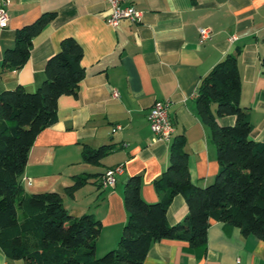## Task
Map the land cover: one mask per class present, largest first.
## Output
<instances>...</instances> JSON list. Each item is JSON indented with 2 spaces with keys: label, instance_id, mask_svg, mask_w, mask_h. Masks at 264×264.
Segmentation results:
<instances>
[{
  "label": "crops",
  "instance_id": "crops-1",
  "mask_svg": "<svg viewBox=\"0 0 264 264\" xmlns=\"http://www.w3.org/2000/svg\"><path fill=\"white\" fill-rule=\"evenodd\" d=\"M134 1L141 18L112 25L106 20L107 0H11L9 23L0 28V90L19 84L36 89L47 58L63 38L73 36L83 47L85 74L77 92L59 96L57 120L37 134L21 183L27 192L58 190L73 214L98 216L97 255L118 244L127 220L123 187L128 175H141L148 201L160 198L155 180L169 163L174 136L185 135L192 180L200 185L213 180L219 169L216 145L198 113L196 96L203 76L238 48L240 101L254 125L251 137L264 140V0ZM51 11L55 15L33 37L24 65L5 66L3 54L15 44L16 29ZM201 27L209 29L202 42ZM157 99L171 102L175 131L169 140L158 139L150 126L148 113ZM105 143L113 147L100 161L83 158L85 146ZM117 164L123 170L116 183L104 184L100 175ZM77 174L88 177L71 193L67 186ZM187 210L185 196L175 195L167 209L169 222L182 220ZM0 264L25 261L8 258L0 248ZM142 264H264V239L214 219L204 245L162 238L150 245Z\"/></svg>",
  "mask_w": 264,
  "mask_h": 264
},
{
  "label": "trees",
  "instance_id": "trees-1",
  "mask_svg": "<svg viewBox=\"0 0 264 264\" xmlns=\"http://www.w3.org/2000/svg\"><path fill=\"white\" fill-rule=\"evenodd\" d=\"M54 15L44 12L18 27L15 44L4 51L3 64L24 65L33 37ZM239 51L219 59L197 91L198 113L216 145L219 169L213 180L205 185L192 180L185 135L174 136L169 163L155 180L160 198L148 201L142 194L141 175H128L123 187L127 220L118 244L101 255L96 253L102 229L98 216L75 215L60 191L27 192L21 183L37 134L57 120L59 96L76 93L85 74L82 45L73 36L63 38L47 58L45 77L36 89L19 84L0 90V248L6 256L23 258L25 264H142L150 245L162 238L185 239L191 247L204 245L214 219L264 239V140L251 137L254 125L240 101ZM225 115H234V121L222 122ZM112 147L111 143L85 146L83 158L98 162ZM87 177L77 174L67 190L73 193ZM179 193L188 210L182 220L170 223L167 209Z\"/></svg>",
  "mask_w": 264,
  "mask_h": 264
},
{
  "label": "built area",
  "instance_id": "built-area-1",
  "mask_svg": "<svg viewBox=\"0 0 264 264\" xmlns=\"http://www.w3.org/2000/svg\"><path fill=\"white\" fill-rule=\"evenodd\" d=\"M110 6V12L106 17L108 23L112 25H117L124 18H129L132 20H138L141 18L142 10L135 5L134 0H107ZM11 0H0V28H4L9 23V6ZM209 37V29L207 27L200 28V41H204ZM113 95L117 97L119 91L117 89L113 90ZM170 100L157 99L152 104L148 119L150 126L157 136L158 139L169 140L175 131V125L169 114ZM117 124V127H120ZM123 165L117 164L108 167L105 170L103 176V183L114 185L117 180V174L122 172Z\"/></svg>",
  "mask_w": 264,
  "mask_h": 264
}]
</instances>
